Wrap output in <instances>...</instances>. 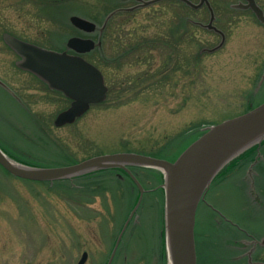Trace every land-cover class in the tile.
Wrapping results in <instances>:
<instances>
[{"label":"rangeland","instance_id":"374dc122","mask_svg":"<svg viewBox=\"0 0 264 264\" xmlns=\"http://www.w3.org/2000/svg\"><path fill=\"white\" fill-rule=\"evenodd\" d=\"M209 1L215 13L212 24L224 38L207 27L206 6L186 8L175 0L132 10L141 0H0L2 148L13 159L37 166L158 148L160 158L173 161L206 125L263 102L264 24L250 9L231 6L239 0ZM257 2L264 9V0ZM133 10L106 27L115 13ZM183 14L190 23L182 20ZM71 15L96 23V30L86 34L77 29ZM3 32L55 51L65 50L74 35L100 41L83 56L102 71L105 99L74 122L55 126V116L70 100L16 67L19 57L3 41ZM140 38L148 40L149 51L135 49ZM156 38L163 42L156 44ZM102 58L113 60L105 72L98 65ZM250 167L234 168L215 181L199 204L195 232L201 238V264H244L241 255L249 253L251 240L264 236V165L255 172ZM138 172L147 191L111 264H169L163 174L159 171L160 181L152 172ZM62 181L21 179L0 166V264H76L85 251L84 264L107 263L134 207L122 221L131 194L121 187L114 196L95 186L68 188ZM158 187L160 196L155 194ZM254 258V264H264V247H258Z\"/></svg>","mask_w":264,"mask_h":264},{"label":"water","instance_id":"95a60500","mask_svg":"<svg viewBox=\"0 0 264 264\" xmlns=\"http://www.w3.org/2000/svg\"><path fill=\"white\" fill-rule=\"evenodd\" d=\"M157 1L160 0H141L138 5L128 10ZM182 1L193 8L207 5L210 11L207 27L218 31L224 38V33L212 24L214 12L208 0H199L197 3L191 0ZM233 6L251 9L257 19L264 24V12L255 0L239 1ZM69 20L74 27L86 33H92L97 28L96 23L77 15H71ZM2 38L19 56L15 61L18 68L31 72L50 89L62 92L71 100L67 108L57 113L54 119L55 126L74 122L91 104L105 99L107 85L102 71L82 55L94 49L99 42L90 37L74 35L67 39L65 50L55 51L20 39L9 32H3ZM68 49L73 53H68ZM263 77L264 73L261 80ZM0 83L4 85L1 80ZM263 139L264 101L242 114L205 126L204 132L173 161L134 151H121L97 154L61 166H37L13 159L0 147V165L16 177L50 182L102 169L125 170L136 183L139 196L114 242L106 264H111L122 234L137 210L145 190L129 166L161 171L165 245L169 264H197L194 228L200 201L205 199L213 179L226 164L250 147L260 144ZM255 162L256 159L252 165ZM251 170L252 167L249 171ZM252 242L264 246V236L253 239ZM86 257L87 253L84 252L76 264H84Z\"/></svg>","mask_w":264,"mask_h":264},{"label":"trees","instance_id":"16d2710c","mask_svg":"<svg viewBox=\"0 0 264 264\" xmlns=\"http://www.w3.org/2000/svg\"><path fill=\"white\" fill-rule=\"evenodd\" d=\"M176 2L181 3L184 7L186 8H191L190 6H188L185 2L181 1V0H175ZM214 7V6H213ZM135 10L133 11H124V12H117L115 13L111 19L108 21L106 27L110 28L112 25V21L114 20V18L118 15L121 14H132L134 13ZM182 20L185 21L186 23H190V19L188 17V15H184L182 16ZM112 20V21H111ZM105 30V29H104ZM148 40L146 39H142L140 38V42L136 44L135 49H139L141 51V47L144 50L149 51L152 47L150 45H148ZM160 42L162 43V40H159V38H156V44H160ZM166 41H164L165 44ZM167 43V42H166ZM99 47V46H98ZM97 47V48H98ZM126 50V49H125ZM132 51L133 47L131 49H128L127 51ZM124 52L126 53V51H123L121 53H119V55L117 56H121V54H124ZM146 52V51H144ZM115 57H112V59ZM110 59V62H113V60ZM103 60V61H102ZM101 62L98 63V65L102 68V70L105 69L106 66L108 65L109 61H104L105 59L102 58ZM107 70V69H106ZM252 107V106H251ZM250 108V107H249ZM201 125V124H200ZM203 131L199 132L197 134V136H195L193 139L197 138ZM8 151V150H7ZM161 151V150H160ZM159 148L157 151H151L150 155L153 156H157L160 157L159 155ZM260 151L262 153L263 158L260 159L256 165H254V171L256 169V166H259V169L262 167V165H264V141L261 143L260 146ZM257 153V145H254L253 147L249 148L247 151H245L244 153H242L241 155H239L238 157H236L235 159H233L228 165H226L223 170L218 174L217 178L220 177H224L226 175V173L232 171L234 168L239 167V166H243L247 163H251L254 159V157L256 156ZM18 160L20 161H24L27 163H31L28 162L27 160H22L21 158L17 157ZM70 162V163H74ZM35 163V162H32ZM130 169L132 170V172L138 177V179L143 183V179L141 178V176L139 175V169H143L146 172H152L154 174V177H156V179H159L161 181L162 178V174L152 168H147V167H136V166H131ZM215 179V181H216ZM254 180H255V184H256V175H254ZM68 188H89V186H95L96 188L100 187L101 188V192L102 193H109L112 194V196H114V190L115 189H119L124 188L125 190H127L130 194L131 197L129 198L128 201L125 202V209L121 215L122 217V221H124V219L127 217V213L129 212L130 208H132L137 200L139 191L138 188L135 184V182L132 180V178L129 176V174L124 171L123 169L120 168H109V169H102V170H98V171H94V172H90V173H86L83 175H79L76 177H73L72 179L68 178V179H63L62 181ZM108 183V184H104V183ZM112 186H114V188H112ZM119 187V188H118ZM112 189V190H110ZM160 192H162L161 188H157L155 191V194H157L158 196H160ZM196 235V245H197V257H198V264H201V257H202V248H201V238L199 236L198 233L195 232ZM165 249V248H164ZM213 251V250H212ZM165 252V250H164ZM163 252V255H165V253ZM214 253V252H213ZM217 258L218 260L220 259V257L218 256V254H214V258Z\"/></svg>","mask_w":264,"mask_h":264},{"label":"flooded vegetation","instance_id":"af4514ba","mask_svg":"<svg viewBox=\"0 0 264 264\" xmlns=\"http://www.w3.org/2000/svg\"><path fill=\"white\" fill-rule=\"evenodd\" d=\"M260 6H261V5H260ZM261 7H262V6H261ZM262 8H263V7H262ZM241 243H242V242H241ZM237 246H238V245H237ZM257 249H258V246L253 247L252 244L249 246V250H251V257H253V260L255 259V258H254V254H255V252H256ZM241 258L243 259L244 264H249V263H248V255H247V252L244 253V254H242V255H241Z\"/></svg>","mask_w":264,"mask_h":264}]
</instances>
